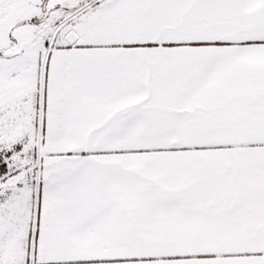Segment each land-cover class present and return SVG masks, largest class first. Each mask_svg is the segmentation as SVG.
<instances>
[{
  "label": "snow or ice",
  "instance_id": "1",
  "mask_svg": "<svg viewBox=\"0 0 264 264\" xmlns=\"http://www.w3.org/2000/svg\"><path fill=\"white\" fill-rule=\"evenodd\" d=\"M0 264H264V0H0Z\"/></svg>",
  "mask_w": 264,
  "mask_h": 264
}]
</instances>
